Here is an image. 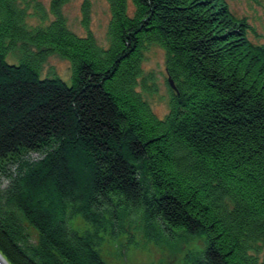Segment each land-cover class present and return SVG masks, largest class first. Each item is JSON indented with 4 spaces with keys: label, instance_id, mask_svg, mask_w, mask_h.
Returning a JSON list of instances; mask_svg holds the SVG:
<instances>
[{
    "label": "trees",
    "instance_id": "obj_1",
    "mask_svg": "<svg viewBox=\"0 0 264 264\" xmlns=\"http://www.w3.org/2000/svg\"><path fill=\"white\" fill-rule=\"evenodd\" d=\"M18 1L0 0L8 264H105L69 227L75 214L115 233L142 227L149 240L202 235L190 264H264V43L247 19L227 0H109L102 47L69 30L64 0L35 27ZM150 44L175 87L163 118L137 90L151 91L141 71ZM50 55L68 61V84L41 76Z\"/></svg>",
    "mask_w": 264,
    "mask_h": 264
},
{
    "label": "rangeland",
    "instance_id": "obj_2",
    "mask_svg": "<svg viewBox=\"0 0 264 264\" xmlns=\"http://www.w3.org/2000/svg\"><path fill=\"white\" fill-rule=\"evenodd\" d=\"M227 1L236 16L247 19L252 28L249 33L251 41L264 43V0ZM52 3V0H19L17 5L25 9V23L35 27L53 20ZM59 12L73 33L81 37L90 34L99 46H108L109 0H64ZM10 60L13 61L12 58ZM165 61L166 54L160 46L147 45L143 51L141 71L151 91L144 92L140 85L137 87L158 118H163L168 112L170 91ZM40 74L42 77L56 76L67 84L70 82L69 63L57 55L47 57ZM31 158L39 157L32 154ZM0 182L6 181L0 179ZM67 223L72 230L91 238L105 264H190L191 260L199 259L205 249L202 235L149 240L145 238L142 227L131 235L115 233L109 227H93L81 214L69 216ZM29 232L30 239L36 241V234L30 229ZM263 255L261 252L259 258L262 259Z\"/></svg>",
    "mask_w": 264,
    "mask_h": 264
},
{
    "label": "water",
    "instance_id": "obj_3",
    "mask_svg": "<svg viewBox=\"0 0 264 264\" xmlns=\"http://www.w3.org/2000/svg\"><path fill=\"white\" fill-rule=\"evenodd\" d=\"M168 83H169V86L173 89V90H175V87H174V85H173V82H172V80L168 77ZM0 264H2L1 263V261H0Z\"/></svg>",
    "mask_w": 264,
    "mask_h": 264
},
{
    "label": "bare ground",
    "instance_id": "obj_4",
    "mask_svg": "<svg viewBox=\"0 0 264 264\" xmlns=\"http://www.w3.org/2000/svg\"><path fill=\"white\" fill-rule=\"evenodd\" d=\"M0 261L2 264H8V262L1 256V254H0Z\"/></svg>",
    "mask_w": 264,
    "mask_h": 264
}]
</instances>
